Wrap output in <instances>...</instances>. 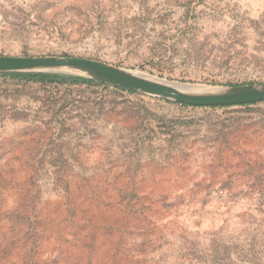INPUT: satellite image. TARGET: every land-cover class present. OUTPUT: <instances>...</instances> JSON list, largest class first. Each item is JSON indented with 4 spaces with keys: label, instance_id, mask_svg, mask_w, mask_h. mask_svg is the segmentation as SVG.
Masks as SVG:
<instances>
[{
    "label": "rangeland",
    "instance_id": "1",
    "mask_svg": "<svg viewBox=\"0 0 264 264\" xmlns=\"http://www.w3.org/2000/svg\"><path fill=\"white\" fill-rule=\"evenodd\" d=\"M0 55L262 83L264 0H0ZM0 264H264V101L0 75Z\"/></svg>",
    "mask_w": 264,
    "mask_h": 264
},
{
    "label": "water",
    "instance_id": "2",
    "mask_svg": "<svg viewBox=\"0 0 264 264\" xmlns=\"http://www.w3.org/2000/svg\"><path fill=\"white\" fill-rule=\"evenodd\" d=\"M35 71L74 74L195 106H229L264 101V82L218 89L179 86L175 81L135 73V70L90 58L0 55V72Z\"/></svg>",
    "mask_w": 264,
    "mask_h": 264
},
{
    "label": "trees",
    "instance_id": "3",
    "mask_svg": "<svg viewBox=\"0 0 264 264\" xmlns=\"http://www.w3.org/2000/svg\"><path fill=\"white\" fill-rule=\"evenodd\" d=\"M1 76L10 77L12 79H16L18 81H25V82H33V83H40L42 85H49V84H100L105 85V83L96 81L90 78L78 76V75H70V74H63V73H53V72H42V71H35V72H0ZM121 90H125L128 92H135L133 89H129L122 86H116ZM262 102V101H260ZM179 104L186 106V103L178 102ZM258 103V102H255ZM255 103H248L246 105H251ZM238 105H245V104H238ZM223 107L221 105H215L213 107ZM230 106V105H229Z\"/></svg>",
    "mask_w": 264,
    "mask_h": 264
},
{
    "label": "bare ground",
    "instance_id": "4",
    "mask_svg": "<svg viewBox=\"0 0 264 264\" xmlns=\"http://www.w3.org/2000/svg\"><path fill=\"white\" fill-rule=\"evenodd\" d=\"M133 72H135V73H143V72H141L139 70L133 71ZM143 74H145V73H143ZM176 84H178L179 86H193V87H199V88H212V89H218L219 88V87H207V86H201V85H195V84H183V83H176Z\"/></svg>",
    "mask_w": 264,
    "mask_h": 264
}]
</instances>
